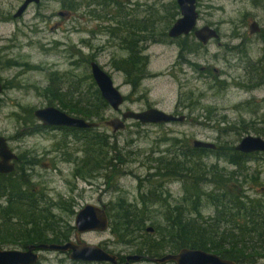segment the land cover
<instances>
[{
    "label": "rangeland",
    "instance_id": "obj_1",
    "mask_svg": "<svg viewBox=\"0 0 264 264\" xmlns=\"http://www.w3.org/2000/svg\"><path fill=\"white\" fill-rule=\"evenodd\" d=\"M120 1L138 18L149 16L154 19L157 28L163 30L167 24L165 17L171 16L169 8L174 0ZM23 2L0 0V79L6 84L0 102V135L8 138L17 153L28 152L38 161L33 169V187L47 189L52 196H57V192L68 193L84 188L87 189L85 198L89 200L91 197V203H95L93 200L97 197L114 196L102 193L106 185L101 175L91 180L74 175L75 158L84 155L83 138L78 136L77 139L73 132L59 128L28 133L30 127L23 123V117L30 109L51 105L53 98L46 92V86L52 73L58 72L68 85L70 81L76 84L83 79L80 84L87 90L89 81L85 76L90 68L88 70L86 60L91 55L112 76L115 85L127 98L120 111L112 108L106 111V119L99 128L108 134L117 133L119 144L125 146L132 160H136L125 166L126 171L133 173H125L119 179L120 187L128 191L129 203L136 202L140 206L139 194L147 187H139V177L143 179L153 172L150 168L154 164L139 161L150 162L152 157H157L159 150L167 146L165 138L177 136L184 142L202 139L216 144L227 141L237 145L248 134L258 135L255 129L264 131V106L260 104L264 100V85L247 89L237 83L244 80L249 65L253 70L258 68L264 73V36L249 33V24L253 19L264 26L262 4L256 5L252 0H198V26L216 25L220 28L221 37L187 54L185 62H177L179 46L185 39L150 44L145 51L150 56V74L144 78L139 90L133 91L125 83L124 74L114 68L113 58L122 56L124 52L118 39L112 38L105 26H115V21L97 20L85 12L84 7L78 11L70 10L64 7L63 0L32 3L21 17L14 18ZM63 11L68 16H63ZM113 11V14L117 13V10ZM180 16V11L178 15L175 13V22ZM239 44L241 47L235 48ZM10 59H16L18 64L10 65ZM185 93H193L191 100L194 102L200 99L202 108L191 113L187 107L189 101L179 104ZM52 105L59 107L57 103ZM150 107L177 115L185 114L187 120L142 126L128 120L125 129L116 133L106 124V121L121 117L127 110L141 111ZM209 109L213 112L211 118H206ZM223 120L229 122L228 128L247 126L249 133L238 135L237 130L231 129L222 132L220 126H224ZM219 136L221 139H218ZM204 161L208 165L219 162L220 166L233 169L228 162L217 160L214 155L205 157ZM248 167L250 172L260 175V181L250 185V193H255V190L264 187V152L249 162ZM166 187L171 191L172 200L182 193L179 181H167ZM150 204L155 207L159 202L152 200ZM210 213L211 208L204 209L205 215ZM66 218L73 222L72 216ZM111 237L110 231H94L84 238L98 244ZM257 264H264V259Z\"/></svg>",
    "mask_w": 264,
    "mask_h": 264
},
{
    "label": "trees",
    "instance_id": "obj_2",
    "mask_svg": "<svg viewBox=\"0 0 264 264\" xmlns=\"http://www.w3.org/2000/svg\"><path fill=\"white\" fill-rule=\"evenodd\" d=\"M63 1L64 7L70 10L78 11L84 7L85 12H89L97 20L115 21V26H105L110 36L118 39V44L124 52L122 56L113 58L114 68L124 74L125 83L129 84L133 91L139 90L144 78L150 74V56L145 53L146 49L152 43L172 39L168 30L175 22V13L178 15L180 11L177 1L174 0L169 8L172 10L171 18L165 17L166 27L159 30L154 19L149 16L138 18L132 10L123 7L120 0ZM114 9L117 10L116 14H113ZM184 39L186 41L180 46L179 59L185 62L186 54L196 51L203 44L188 36ZM93 59L91 55L86 60L88 70ZM8 63L18 64L16 59H10ZM245 72L244 80H238V85L247 89L264 85V73L258 68L253 70L249 65ZM85 79L89 81L87 90L80 84L83 79L78 80L76 84L70 81L68 85L62 75L58 72L52 73L50 83L46 86V92L53 98L50 104L57 103L58 108L69 114L99 122L101 125L106 119V111L111 107L102 97L91 68ZM184 95V98L181 96L179 104L189 101L187 107L191 113L202 108L200 99L196 102L191 100L193 93ZM260 104L264 106V100ZM208 112L206 118H211L213 111L209 109ZM23 120L24 125L30 127L28 133L48 129L39 124L32 109L27 111ZM219 123L222 122L219 120ZM228 123L224 121V126H220L222 132L231 129L237 130V134L241 135L250 130L247 126L239 128L234 125L228 128ZM134 124L147 125L139 121H134ZM99 127L63 128L64 131L73 132L77 139L79 136L85 140L84 155L75 158L77 162L74 175L85 180L101 175L105 179L106 187L127 194L128 191L120 187L119 179L125 173H133L126 171L125 166L136 160H132L129 151H125V146L119 144L116 132L108 134ZM255 131L258 136L264 137L263 130L259 128ZM218 139H221L220 136ZM192 141L184 142L180 137L170 136L164 139L167 146L159 150L157 157H152L150 162L139 161L154 164L150 168L152 173L143 179L139 177V187H147V190H141L139 194L140 206L136 202L129 203L126 196L113 207L111 217L114 233L130 237L150 235L152 233L148 232L147 228L152 226L153 234L160 236L163 243L156 251H164L167 247H187L216 253L237 264L259 263L264 259V187L250 193L251 183L257 184L260 175L250 172L248 163L254 161L260 152L243 153L236 150V145L227 141H220L216 149L196 148ZM209 155L216 156L217 160H225L233 169L228 170L225 166H220L219 162L208 165L204 158ZM20 158L22 160L19 161L17 170L0 179V195L7 196L3 208L5 219L9 217L10 212L15 213L17 218L28 219L34 207L35 201L30 198V192H22L20 188L33 187V169L38 161L28 152L20 153ZM167 181H179L182 184V193L175 196L174 200L171 199V191L167 190ZM152 200L159 204L152 207ZM206 208H211L210 214H204ZM50 220L51 217L48 216L42 223L31 226L17 223L14 241L28 243L43 238L39 230H49L48 225L52 222ZM66 225L63 224L62 227L66 229ZM0 237V245L8 243V232H5L4 236L0 234Z\"/></svg>",
    "mask_w": 264,
    "mask_h": 264
},
{
    "label": "water",
    "instance_id": "obj_3",
    "mask_svg": "<svg viewBox=\"0 0 264 264\" xmlns=\"http://www.w3.org/2000/svg\"><path fill=\"white\" fill-rule=\"evenodd\" d=\"M41 0H25L18 11L14 14L15 18L22 16L29 5L33 2L39 3ZM181 16L176 20L169 30L170 37H179L189 34L194 30L196 37L204 44L209 43L213 39L220 37L218 31L209 25L197 27L199 13L197 11V0H177ZM257 24L252 25L254 33ZM256 29V30H255ZM91 73L98 88L101 91L102 97L108 102L110 107L119 111L125 102V95L115 85L112 76L102 68V66L92 61L90 63ZM4 86L0 79V102ZM35 117L49 127H70L77 129H88L99 127L96 121H90L83 117L69 114L68 112L58 108L57 106H46L37 108L34 111ZM185 115H175L166 112L157 107H150L142 111L127 110L123 112L122 117H114L106 121V124L113 128L114 132L125 129L126 121L135 120L142 124H162L172 122H184ZM192 144L196 148L216 149L217 144L212 141L202 139H194ZM237 151L243 153L264 152V137L248 134L244 136L235 146ZM17 155L11 150L7 138L0 135V172H11L14 170V163ZM105 205L99 206L93 203L85 205L76 217V226L80 232L85 231H100L107 230L109 226V218L105 210ZM147 231L153 232L154 228L149 226ZM35 245H29L27 251L20 250H5L0 248V264H32L38 260V255L33 251ZM38 247L51 250H72L71 258L75 260H84L92 262H111L116 264V255L107 252L97 244L75 245V243L60 244H41ZM143 256L131 255L128 257L125 264H132L130 261H140ZM158 263H166L175 261L176 264H237L235 261L221 257L220 255L203 249L184 248L177 254H166L160 259H155Z\"/></svg>",
    "mask_w": 264,
    "mask_h": 264
},
{
    "label": "flooded vegetation",
    "instance_id": "obj_4",
    "mask_svg": "<svg viewBox=\"0 0 264 264\" xmlns=\"http://www.w3.org/2000/svg\"><path fill=\"white\" fill-rule=\"evenodd\" d=\"M248 1H251V0H248ZM252 1L256 5L262 4L264 6V0H252ZM33 3H35V2H33ZM198 3L199 2L197 0L196 5H197V11L199 13V17H198L196 28H200L198 26V22H199V18H200V11L198 9V6H199ZM36 4H38V3H36ZM179 9H180V7H179ZM61 14L63 16L64 15L68 16V13L65 11L61 12ZM180 14H181V11H180ZM254 23L257 24V26H256L257 30L255 29L256 31L253 33L252 32V29H253L252 25ZM173 24H172V26H173ZM205 25H209V26L214 27L218 31V33L221 37L220 28L218 26L213 25V24H205ZM205 25H203V26H205ZM169 30H168V35H169ZM249 33H250V35L259 33V34H262L264 36V26H261L256 19H253L249 24ZM188 37L189 38L194 37L196 40L201 42L196 37L195 32H192L191 35ZM170 38H172L170 40V42L173 43V42H176L177 40L184 39L185 36L170 37ZM218 39H213V40H218ZM211 41H209V43ZM209 43H207V44L202 43V44L205 46V45H208ZM239 47H241V44L235 46V48H239ZM180 51H181V47L179 46L177 62L180 61V59H179ZM186 59H188L187 56H186ZM180 62H182V60ZM3 86L5 89L6 84L3 83ZM125 100H126V97H125ZM49 106H54V105H49ZM173 114H175V113H173ZM175 115H177V114H175ZM180 115H185V114H180ZM186 118H187V116H186ZM38 122H39V124H42V126L47 127L48 129H50V128L55 129L56 128L54 126L53 127L45 126L39 120H38ZM172 123H180V122H172ZM162 124H168V123H162ZM126 125H127V121H126ZM63 128L64 127H60L59 129H63ZM68 128H70V127H68ZM7 141H8V138H7ZM8 144H9V141H8ZM9 146H10V144H9ZM10 148L17 155V158L13 159L11 161L14 163V170H12L11 172H8V173L0 172V179L4 178L5 176L10 175L11 173L13 174V172H15L17 170V166H18L19 161L22 160V158H20V152L17 153L11 146H10ZM106 188L102 191V193L107 194V195H114V196L113 197L110 196V198L97 197L96 199L93 200V201H95V203H93V204H96L99 206L105 205V207H106L105 210H106L108 218H109V226H108L107 230H105V231H110V233L112 234V237L109 239H106L104 241L99 242L97 245L102 247L107 252L116 255V257H117V263L116 264H125L127 262L128 257L131 255L143 256V259H141L140 261L131 260L130 262L132 264H138V263H143V262H148L150 264H176L175 261H168L166 263H158V262H156L155 259H160L163 256H165L166 254H177L182 249L187 248V247H177V248L174 247V248H169V249H167L168 248L167 247L164 251L163 250L162 251H156V249L160 248L163 245V243L160 241V236L153 234V232H150V233H152L150 235H138V236H134V237L117 235L114 233V231L112 229V223H113V219L111 217L112 216V210H113V207H115L118 204V202L121 200V198L126 197L127 194L122 193L120 190L112 191L110 187H108V189H106ZM20 190L22 192H26V191L30 192V198H32L35 201L34 207L32 208V210L30 212L31 215L29 214L30 217L28 219L17 218L15 213H13V212H10L9 217L7 219H5V217H4V215H5L4 211L5 210L3 208H4V205L6 204L7 196L6 195H3V196L0 195V234L2 236H4V233L8 232V241H7L8 243H3V245L1 244L0 248L5 249V250L27 251L29 249V245H35L36 247L33 249V251L38 255V260L36 263H32V264H114L111 262H92V261L72 259L71 258L72 250H70V249L67 251H62V250H51V249H45V248L38 247L41 244L55 243V244L63 245V244L70 243V242L75 243V245H82L84 243L95 244V243H91V241L86 240L84 238L86 235H88L94 231L80 232L76 226V217H77L79 211L85 205H87L88 203H91V197L88 200L85 198V195H84L87 192V189L77 188L76 190L68 191V193L57 192L56 193L57 196H52V194L50 192L49 193L47 192V189L44 190L43 188H38V187H29V188L23 187V188H20ZM90 194H91V192H90ZM58 195H59V197H58ZM114 197H115V199H114ZM65 210H66V213H65ZM48 216L51 217L50 221H52L51 224L48 225V227H50L49 230H46V229L39 230L40 236H42L43 238H40L34 242H28V243H19V242L14 241V239H15L14 235H15V231H16L15 226L17 223L18 224H25L28 226L37 225V224L42 223L41 221L45 220ZM67 216L68 217L72 216L73 222L69 221L66 218ZM63 224H65V225L67 224L66 229H64L62 227ZM0 239H2V238L0 237ZM10 241H12V242H10ZM193 249H195V248H193ZM52 254H54L55 256H52Z\"/></svg>",
    "mask_w": 264,
    "mask_h": 264
},
{
    "label": "bare ground",
    "instance_id": "obj_5",
    "mask_svg": "<svg viewBox=\"0 0 264 264\" xmlns=\"http://www.w3.org/2000/svg\"><path fill=\"white\" fill-rule=\"evenodd\" d=\"M192 32H194V30L191 31L189 34H186V35H183V36H185V37L190 36ZM192 145H193V144H192Z\"/></svg>",
    "mask_w": 264,
    "mask_h": 264
}]
</instances>
